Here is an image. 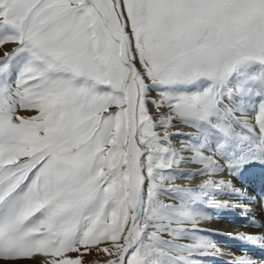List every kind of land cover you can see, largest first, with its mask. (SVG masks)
I'll return each instance as SVG.
<instances>
[{"label":"snow or ice","instance_id":"obj_1","mask_svg":"<svg viewBox=\"0 0 264 264\" xmlns=\"http://www.w3.org/2000/svg\"><path fill=\"white\" fill-rule=\"evenodd\" d=\"M253 166L264 0H0V264H264Z\"/></svg>","mask_w":264,"mask_h":264},{"label":"rangeland","instance_id":"obj_2","mask_svg":"<svg viewBox=\"0 0 264 264\" xmlns=\"http://www.w3.org/2000/svg\"><path fill=\"white\" fill-rule=\"evenodd\" d=\"M235 184L238 187L247 188L250 193L254 195L255 185H261L259 191L261 195H264V166H253L249 167L247 172L242 176L235 178ZM253 188V189H252ZM240 213L237 212H224L219 217L214 218L210 223H206L204 227L209 228L213 231L221 233H236L241 232L240 228L247 232L252 227H248L245 220H239ZM217 244L221 249L240 251L241 248L246 247L237 240L229 239L223 235H217L214 237ZM101 257H92V259H100ZM230 259L229 256L225 255L218 259H210L206 264H226V261Z\"/></svg>","mask_w":264,"mask_h":264},{"label":"bare ground","instance_id":"obj_3","mask_svg":"<svg viewBox=\"0 0 264 264\" xmlns=\"http://www.w3.org/2000/svg\"><path fill=\"white\" fill-rule=\"evenodd\" d=\"M177 128H179V129H181V130H183V131H189V129H187L186 127H184L183 125H181V124H177V126H176ZM182 167H185V168H188V167H191V165H182ZM179 182H182V183H188V181H179ZM194 182V181H193ZM234 183H235V179H234ZM256 187H255V189H254V197H256V196H259V195H261V193L259 192L260 190H261V188H259V187H261V185H255ZM253 189V188H252ZM239 220H245V218H243L242 216H241V214H240V216H239ZM259 229H257V228H252V229H250L249 231H247V232H256V231H258ZM240 231L241 232H243L244 230L242 229V228H240ZM254 251H256V254H261L260 253V251L259 250H254ZM236 252V251H235ZM237 252H239V251H237Z\"/></svg>","mask_w":264,"mask_h":264}]
</instances>
